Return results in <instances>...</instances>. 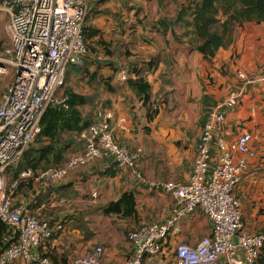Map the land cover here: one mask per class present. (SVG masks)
Here are the masks:
<instances>
[{
  "label": "crops",
  "instance_id": "crops-1",
  "mask_svg": "<svg viewBox=\"0 0 264 264\" xmlns=\"http://www.w3.org/2000/svg\"><path fill=\"white\" fill-rule=\"evenodd\" d=\"M85 1V27L96 33L85 38L83 63L68 67L67 86L59 91L62 96L66 89L85 96V102L76 104L84 122H92L101 111L117 142L139 151V159L134 167L116 170L113 158L103 155L72 169L62 184L24 181L16 191L19 197L28 200L40 219L65 226L41 252L55 264H67L99 245L105 248L104 264H124L132 258L128 233L148 223H165L175 206L170 194L151 189V183L190 181L198 144L215 112L225 114L219 129L228 143L245 131L256 136L253 155L245 156L247 167L237 193L245 231L264 233V21L235 25L234 41L210 61L180 38L177 25H170L174 12L193 0H177L176 8L170 0ZM6 19L8 15L0 12V21ZM139 70L151 84L148 104L127 82ZM126 71L128 79L122 80ZM73 83H84L85 89L76 90ZM233 92L240 94V101L228 108ZM150 104L158 108L152 120L147 117ZM88 128L64 130L54 140L39 136L33 144L50 145V155L62 154L57 165L63 164L85 148ZM220 152L212 141L211 167ZM44 163L36 173L45 170ZM126 192L134 195L135 214L107 213L106 207ZM211 231L212 221L197 209L176 223L166 245L172 253L179 242L195 245Z\"/></svg>",
  "mask_w": 264,
  "mask_h": 264
},
{
  "label": "built area",
  "instance_id": "built-area-1",
  "mask_svg": "<svg viewBox=\"0 0 264 264\" xmlns=\"http://www.w3.org/2000/svg\"><path fill=\"white\" fill-rule=\"evenodd\" d=\"M0 12L9 17L8 41L0 52V220L8 228L0 245V264H55L41 248L65 226L40 219L28 200L16 193L21 184L29 178L46 185L62 184L72 169L103 155L113 158L116 170L134 167L139 151L119 144L110 122L98 111L81 152L38 173L30 168L16 173L24 152L42 132L46 109L68 107L67 97L57 94L68 67L82 64L87 53L83 34L87 6L85 0H0ZM128 74L123 72L121 79L127 80ZM239 101L240 94L233 92L226 106L234 108ZM224 120L223 112L212 113L189 182L151 183V189L170 194L175 206L165 223H148L128 233L134 254L124 264H258L264 233L245 231L237 193L247 167L245 156L253 155L256 136L245 131L230 144L219 129ZM212 141L221 151L213 167ZM235 153L242 156L237 158ZM197 209L212 221L211 233L195 245L179 242L171 253L166 242L173 228ZM104 252L99 245L68 264H104Z\"/></svg>",
  "mask_w": 264,
  "mask_h": 264
},
{
  "label": "trees",
  "instance_id": "trees-1",
  "mask_svg": "<svg viewBox=\"0 0 264 264\" xmlns=\"http://www.w3.org/2000/svg\"><path fill=\"white\" fill-rule=\"evenodd\" d=\"M263 21L264 0H193L187 6L183 5L176 11L173 23L170 25L183 26V35L191 38L189 43L211 61L220 48H226L234 41L235 25L241 26L246 22L261 23ZM162 24L168 27L166 22H162ZM95 33L96 30L84 26L83 34L86 39ZM174 34L178 39L177 34L175 32ZM127 82L140 100H143L145 104L150 103L152 98L151 84L142 70L137 71L136 77L128 79ZM65 93L68 107L50 105L46 109L41 119L42 132L40 137L48 136L54 140L55 135H60L64 130L81 132L94 122V118L92 122H84L82 114L76 106V104L85 102V96L69 89H66ZM148 107L147 117L148 120H152L158 113V108L151 104ZM34 145L32 144L24 152L16 173L25 168H30L36 173L43 160H45L43 169H46L57 165L64 159L60 153L51 156L50 145L41 147ZM29 179L27 182L31 181V178ZM135 206L134 195L126 192L118 200L111 202L105 210L107 213L128 217L135 214ZM31 208L34 209L30 206ZM7 232V226L0 220V245ZM257 262L264 264V245L260 250Z\"/></svg>",
  "mask_w": 264,
  "mask_h": 264
},
{
  "label": "rangeland",
  "instance_id": "rangeland-1",
  "mask_svg": "<svg viewBox=\"0 0 264 264\" xmlns=\"http://www.w3.org/2000/svg\"><path fill=\"white\" fill-rule=\"evenodd\" d=\"M177 3H179L177 0H170V4L172 5V6H174L175 8L177 7ZM174 8V9H175ZM181 8V7H180ZM179 8V9H180ZM178 10V9H177ZM176 10V11H177ZM171 11V10H170ZM174 11V10H173ZM173 11H171L170 13L171 14H173ZM176 11L174 12V13H176ZM6 22H7V19L6 20H2V21H0V52L3 50V47L6 45V43H7V41H8V36H7V33H6ZM175 26V25H174ZM178 26V32H179V35H180V38H184L185 40H187L188 42H190V40L189 39H191L190 37H185L184 35H183V33H184V27L183 26H179V25H177ZM66 82V81H65ZM84 83H73L71 86L72 87H74L76 90H81V89H85V84L83 85ZM65 85L67 86V82H66V84L64 83V87H65ZM62 86V87H63ZM83 92V91H82ZM57 96H62V94H61V91H58V94H57ZM92 251V250H91ZM90 252V251H89ZM89 252H87V253H84V254H82L81 256H86ZM81 256H79V257H81Z\"/></svg>",
  "mask_w": 264,
  "mask_h": 264
},
{
  "label": "water",
  "instance_id": "water-1",
  "mask_svg": "<svg viewBox=\"0 0 264 264\" xmlns=\"http://www.w3.org/2000/svg\"><path fill=\"white\" fill-rule=\"evenodd\" d=\"M235 242L237 243V242H238V240H237V239H235Z\"/></svg>",
  "mask_w": 264,
  "mask_h": 264
}]
</instances>
